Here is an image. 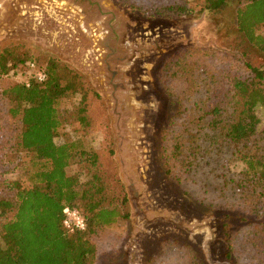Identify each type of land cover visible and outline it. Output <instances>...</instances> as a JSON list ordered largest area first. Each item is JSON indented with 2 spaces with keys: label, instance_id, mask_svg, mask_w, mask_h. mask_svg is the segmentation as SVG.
<instances>
[{
  "label": "trees",
  "instance_id": "trees-1",
  "mask_svg": "<svg viewBox=\"0 0 264 264\" xmlns=\"http://www.w3.org/2000/svg\"><path fill=\"white\" fill-rule=\"evenodd\" d=\"M120 1L147 19L207 14L224 32L231 51L186 46L164 55L155 71L164 118L156 145L172 184L221 217L226 259L264 264V0ZM4 56L9 71L25 78L0 88V264H93L120 242L116 228L130 216L112 146L84 148L66 128L83 118L97 130L100 94L57 60L42 66L12 59L8 49L0 53V81ZM233 150H240L239 170ZM66 207L85 217V229L67 231Z\"/></svg>",
  "mask_w": 264,
  "mask_h": 264
},
{
  "label": "rangeland",
  "instance_id": "rangeland-1",
  "mask_svg": "<svg viewBox=\"0 0 264 264\" xmlns=\"http://www.w3.org/2000/svg\"><path fill=\"white\" fill-rule=\"evenodd\" d=\"M223 33L207 14L183 21L147 19L120 0H0V53L8 49L12 59L30 57L42 66L57 60L83 74L100 94L94 110L103 120L99 128L88 131L83 118L66 128L84 148L112 146L130 216L116 228L120 242L99 252L93 264H232L221 217L198 208L172 184L156 145L164 123L158 65L179 47L231 51ZM10 63L4 56L1 64L8 73L2 89L25 78L9 71ZM78 98L63 100V109H71ZM260 111L263 126L264 108ZM56 140L62 142L63 136ZM240 150L231 153L235 170L243 167ZM78 168L75 164L69 171Z\"/></svg>",
  "mask_w": 264,
  "mask_h": 264
},
{
  "label": "built area",
  "instance_id": "built-area-1",
  "mask_svg": "<svg viewBox=\"0 0 264 264\" xmlns=\"http://www.w3.org/2000/svg\"><path fill=\"white\" fill-rule=\"evenodd\" d=\"M31 68L35 72L36 79L43 81L46 78V74L43 70L37 68L35 63L30 64ZM64 227L68 232H75L77 230H83L87 226L85 217L76 208L66 207L64 208Z\"/></svg>",
  "mask_w": 264,
  "mask_h": 264
}]
</instances>
